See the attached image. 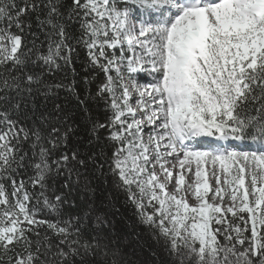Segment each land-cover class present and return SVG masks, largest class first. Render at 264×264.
I'll return each instance as SVG.
<instances>
[{
    "label": "snow or ice",
    "instance_id": "1",
    "mask_svg": "<svg viewBox=\"0 0 264 264\" xmlns=\"http://www.w3.org/2000/svg\"><path fill=\"white\" fill-rule=\"evenodd\" d=\"M113 192L168 264H264V0H0V264H155Z\"/></svg>",
    "mask_w": 264,
    "mask_h": 264
},
{
    "label": "trees",
    "instance_id": "2",
    "mask_svg": "<svg viewBox=\"0 0 264 264\" xmlns=\"http://www.w3.org/2000/svg\"><path fill=\"white\" fill-rule=\"evenodd\" d=\"M81 61L83 62V53L81 52ZM80 63L77 64V71L80 72ZM81 75L83 73L81 72ZM102 79V76H101ZM85 86L81 83V89L83 90ZM92 89L95 90V83L91 85ZM94 111L103 116L104 112L102 105H92ZM240 148H244L246 151L257 150L256 144H254L250 139L246 138L243 142H233ZM102 187H107L109 191H112L110 185H103ZM113 198L116 200V206L120 209V213L116 217V232L119 236L124 238H132L128 242V247L125 249L132 259H137L138 256L144 259H151L149 256V251L156 253L155 264H168V258L164 252L160 249L159 244L154 240L151 230L147 227L138 223L136 219V211L131 203L125 201V197L121 193L113 192ZM138 236V241L133 237ZM133 250L136 255H133Z\"/></svg>",
    "mask_w": 264,
    "mask_h": 264
},
{
    "label": "rangeland",
    "instance_id": "3",
    "mask_svg": "<svg viewBox=\"0 0 264 264\" xmlns=\"http://www.w3.org/2000/svg\"><path fill=\"white\" fill-rule=\"evenodd\" d=\"M141 79H143V77H141ZM233 142H236V141H233ZM238 150L246 151L244 148H240V147H238ZM189 178L191 179V177H189ZM190 202H192V201H190Z\"/></svg>",
    "mask_w": 264,
    "mask_h": 264
}]
</instances>
